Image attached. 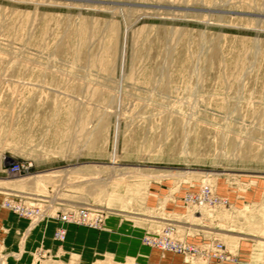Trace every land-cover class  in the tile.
I'll return each instance as SVG.
<instances>
[{"label": "rangeland", "instance_id": "374dc122", "mask_svg": "<svg viewBox=\"0 0 264 264\" xmlns=\"http://www.w3.org/2000/svg\"><path fill=\"white\" fill-rule=\"evenodd\" d=\"M1 212L62 264H264V0H0Z\"/></svg>", "mask_w": 264, "mask_h": 264}, {"label": "crops", "instance_id": "0c3cea01", "mask_svg": "<svg viewBox=\"0 0 264 264\" xmlns=\"http://www.w3.org/2000/svg\"><path fill=\"white\" fill-rule=\"evenodd\" d=\"M57 224V220L52 219L29 230L27 220L1 212L0 264H62L65 256L71 252L62 253L63 246L54 241ZM3 255L7 257L6 260L2 258ZM37 256L41 259L37 260ZM147 261L156 264H188L182 257L171 254L164 257L158 250H150Z\"/></svg>", "mask_w": 264, "mask_h": 264}, {"label": "bare ground", "instance_id": "6f19581e", "mask_svg": "<svg viewBox=\"0 0 264 264\" xmlns=\"http://www.w3.org/2000/svg\"><path fill=\"white\" fill-rule=\"evenodd\" d=\"M19 166V165H17ZM32 164L30 163H24L22 165L19 166V168L17 170H13V173L15 174H22L25 172L30 171V169L32 168ZM196 196L193 197H189L188 200H186V202L191 201L192 203H195L197 205V207L201 208L202 210H207L205 208L209 207V206H220V205H225L226 203L223 202L213 191V189L210 186H202L200 188V191L195 194ZM13 207V206H12ZM14 209V207H13ZM20 208H16L15 210L20 211ZM62 216H69L67 217L70 223H64L61 221V217ZM59 222H61V227L57 230L56 232V240H57V234H60L61 236H63V240H65L66 238V230L64 228L65 225H75V223H79L80 221V216L78 215V213L75 212H69L66 213L64 215H61L58 217ZM60 231V232H59ZM173 234V229L169 228L165 234L163 235V237H161L156 243L155 245L157 246L158 249H160L162 252H171L177 255H192L194 253H197L195 250L191 249V247L181 243V242H177L174 241L171 236ZM60 241V240H57ZM60 241V242H62ZM189 249H191L192 251H189ZM181 251V252H185V254H179L175 251ZM207 255L210 258H222L223 257V247L222 245H217L216 247H214L213 250L211 251H207ZM75 258V256H73ZM136 264H141V263H136ZM145 264H155V263H145Z\"/></svg>", "mask_w": 264, "mask_h": 264}, {"label": "built area", "instance_id": "2783aa9c", "mask_svg": "<svg viewBox=\"0 0 264 264\" xmlns=\"http://www.w3.org/2000/svg\"><path fill=\"white\" fill-rule=\"evenodd\" d=\"M19 168V166H17V165H15V166H13V170H17ZM67 217H69V216H62L61 218V221L62 222H64V223H70L69 222V220H68V218ZM75 224H77V223H75ZM60 232V231H59ZM64 238H63V236H61L60 234H57V240H60V241H62ZM189 251H192L191 249H189ZM175 252H177V253H179V254H185V252H181V251H175Z\"/></svg>", "mask_w": 264, "mask_h": 264}]
</instances>
